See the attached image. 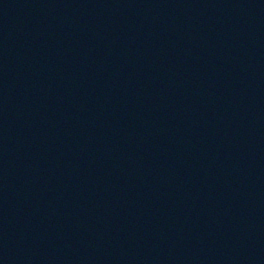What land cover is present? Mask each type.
Returning a JSON list of instances; mask_svg holds the SVG:
<instances>
[{
    "label": "water",
    "instance_id": "obj_1",
    "mask_svg": "<svg viewBox=\"0 0 264 264\" xmlns=\"http://www.w3.org/2000/svg\"><path fill=\"white\" fill-rule=\"evenodd\" d=\"M0 264H264V0H0Z\"/></svg>",
    "mask_w": 264,
    "mask_h": 264
}]
</instances>
